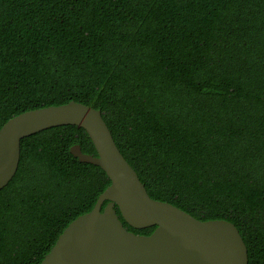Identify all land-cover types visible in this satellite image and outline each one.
I'll return each instance as SVG.
<instances>
[{
    "label": "trees",
    "instance_id": "obj_1",
    "mask_svg": "<svg viewBox=\"0 0 264 264\" xmlns=\"http://www.w3.org/2000/svg\"><path fill=\"white\" fill-rule=\"evenodd\" d=\"M70 101L101 111L150 198L234 224L264 264V0H0V128ZM73 145L97 155L75 126L21 140L0 264L41 263L110 185Z\"/></svg>",
    "mask_w": 264,
    "mask_h": 264
},
{
    "label": "water",
    "instance_id": "obj_2",
    "mask_svg": "<svg viewBox=\"0 0 264 264\" xmlns=\"http://www.w3.org/2000/svg\"><path fill=\"white\" fill-rule=\"evenodd\" d=\"M62 126L83 129L96 156L79 145L69 152L99 167L110 185L93 208L73 220L39 264H248L246 245L234 224L201 221L149 197L137 173L117 148L101 111L70 101L24 112L0 128V190L15 177L21 140ZM155 227L150 235L128 231Z\"/></svg>",
    "mask_w": 264,
    "mask_h": 264
}]
</instances>
